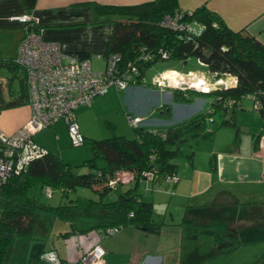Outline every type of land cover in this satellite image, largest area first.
<instances>
[{"label":"crops","instance_id":"obj_1","mask_svg":"<svg viewBox=\"0 0 264 264\" xmlns=\"http://www.w3.org/2000/svg\"><path fill=\"white\" fill-rule=\"evenodd\" d=\"M144 1L148 0H0V55L17 51L27 28L16 16L31 13L39 19L44 39L59 41L66 54L80 59L90 58L94 68L100 64L106 66L111 51L113 21L121 19L122 15L99 12L96 4L130 5ZM186 1L180 0L181 8L194 9L206 3L230 27L244 29L264 43V0ZM189 58L186 59L187 64ZM173 64L162 71H199L178 67L177 64H184L182 60H173ZM200 71L207 83L212 81V87L217 79H221L218 86L238 80L229 72H223L216 78V73L221 71L209 70L214 74V79H211ZM156 74L150 82L146 76L142 82L132 83L126 89L112 85L91 104L79 105L76 113L85 136H101L100 124L103 121L116 126L112 135L118 132L133 136L129 114L143 116L145 125L150 127H164L165 120H170L180 105L193 103V100L173 96L175 88L171 86L161 88L154 84ZM186 92L193 98L201 94L194 89ZM201 101L198 113L211 105L210 101ZM30 114L31 106L27 103L1 109L0 131L13 133L25 124ZM233 117V123L224 121ZM209 121L216 122L215 118ZM237 124H245L244 130ZM217 125L223 126L217 131H214L216 125L208 127L209 132L216 133V136H211L212 142L205 147L206 154L201 163L196 160V154H188L189 160L179 167L177 182L162 181L156 187H152L148 180L145 182L148 190L143 196L153 201L155 220L164 222L159 232L129 224L113 235H103V227L97 225V219L87 217L78 220L74 226L70 222L68 229L55 234L51 243H36V264H55L46 257L48 260L43 259L42 255L36 256L39 252L52 250L64 260L74 262L95 244L105 248V264H261L257 260L264 252V119L257 110L246 108L242 101L232 117H223L222 123ZM49 127L33 136L41 147L58 153L66 162L78 165L92 155H89L88 148L68 151L70 136L63 119ZM104 136L109 137V134ZM118 176L124 178L117 184L127 183L121 194L129 184H134L133 173L122 170ZM61 202L64 201L60 199ZM187 211L206 220H226L238 232L241 244L229 252L216 253L215 230L201 224L184 223ZM73 227L75 231L68 236L63 235Z\"/></svg>","mask_w":264,"mask_h":264},{"label":"trees","instance_id":"obj_2","mask_svg":"<svg viewBox=\"0 0 264 264\" xmlns=\"http://www.w3.org/2000/svg\"><path fill=\"white\" fill-rule=\"evenodd\" d=\"M96 7L99 12L122 15L121 19L113 21V38L108 56L118 55V76L127 72L129 63L137 64V80L142 82L147 69L159 60L184 61L195 56L208 60L207 66L212 72L235 74L238 77L237 83L229 87L199 91L213 95L210 107L173 124L164 127L136 126L133 127V136L113 134L105 138H90L93 153L82 164L77 165L88 167L86 171H76L58 153L47 150L41 156L31 159L19 173L11 172L6 180L0 178V264L8 258L16 236L31 235L36 230L38 208L53 212L73 226L80 217L97 219V225L103 227V232L111 226H120L121 229L129 224L159 232L164 222L155 220L153 201L144 198L140 191L142 179L150 180L152 187L159 186L162 181L177 182L179 164L174 159L178 156L181 145L188 135L198 134L200 129L206 127L208 118H212L211 114L217 108L234 112L242 105L243 98L252 95L254 101H259L260 104L255 109L264 119V43L255 35L244 29H233L206 3L194 9L181 8L180 0H148L130 5L98 3ZM176 10L183 12V21L198 20L203 24L202 30L194 33L163 24L164 17ZM162 50L167 52V57ZM1 64L13 69V78H19V86L14 88L9 79L8 99L0 88V110L25 104L26 69L16 62V58H0ZM188 90L192 89L175 88L174 95L177 99L181 96L182 100L191 101L193 97L186 94ZM234 119L224 121L233 123ZM122 170L133 173L134 184L117 198L105 200L104 196L121 181L112 185L110 180L118 177ZM147 172L153 174L152 178L147 177ZM169 177L171 181L168 180ZM37 184L50 186L52 190L60 189L64 196L79 186H89L97 191L99 197H89L83 206L76 199L54 205L29 195V187ZM183 221L213 228L216 253L229 252L241 244L238 232L226 220H206L187 211ZM73 231L74 227L63 232V235L68 236ZM48 252H39L36 256L46 257ZM59 258L62 264H72ZM257 262L264 264V253Z\"/></svg>","mask_w":264,"mask_h":264},{"label":"built area","instance_id":"obj_3","mask_svg":"<svg viewBox=\"0 0 264 264\" xmlns=\"http://www.w3.org/2000/svg\"><path fill=\"white\" fill-rule=\"evenodd\" d=\"M183 17V12L176 10L175 13L166 15L162 23L194 33L202 30L203 24L198 20L183 21ZM16 18L27 28L20 42L16 62L27 72V102L31 106V114L25 124L13 133L0 131V178L3 180H6L13 171L19 173L31 159L47 151L35 142L34 134L63 119L67 124L72 144H84L87 137L81 130L76 108L80 104H91L96 96L106 93L112 85L126 89L132 83L139 82L136 76L139 72L137 64L129 63L127 72L118 76L116 71L118 55L113 54L108 58L105 69L97 70L90 58L80 59L66 54L59 41L44 39L38 25L39 19L33 14L25 13ZM162 52L167 57V52L163 50ZM166 71L156 74L153 79L154 84L161 88L171 86L182 90L209 91L237 83L218 86L221 79H217L212 87L203 76V79L197 80L201 77V71L179 72L171 69L168 78ZM204 84H207V87H199ZM248 97L254 99L252 95ZM259 104V101H254V107H258ZM128 121L132 127L145 125L146 122L145 118L138 114H129ZM146 175L148 178L153 176L151 172H147ZM123 178L118 176L111 179L110 183L113 185ZM168 180L172 179L169 177ZM46 193L48 195L53 193L50 186H46ZM119 229L120 226H111L104 230L103 234L113 235ZM105 253L106 250L101 244H95L83 252L77 263L72 264H105ZM46 258L56 264H62L55 252L46 253Z\"/></svg>","mask_w":264,"mask_h":264},{"label":"rangeland","instance_id":"obj_4","mask_svg":"<svg viewBox=\"0 0 264 264\" xmlns=\"http://www.w3.org/2000/svg\"><path fill=\"white\" fill-rule=\"evenodd\" d=\"M195 1L196 0H192V1L187 0L186 2L187 3H190V2L195 3ZM19 46H20V44L18 45L17 51L13 52V54H11V52H9L10 54H8V55H0V58L2 60L16 58L18 55V52H19ZM11 48H13V47H11ZM169 65H174L173 60H171V59L159 60V61L153 63L147 69L145 77L147 76V79L150 82L152 79V76L155 73H160L163 69H165ZM177 66L178 67L180 66L185 70H187V69H195V70H199V71L202 70L205 72L206 75L209 76V78L214 79V77H213L214 74L209 72L208 66L206 64H204L203 62H201L200 60L197 61V58L195 56H191L189 58L187 65L177 64ZM105 67L106 66H103V64H100V66L95 65V68L97 70H104ZM14 75H15V72L13 71V69H10L7 65H4V64L0 65V81H3V83H4L2 93L5 95L6 98L9 97V87H10V85L8 83L9 79L12 80L14 88H18V86H19V78L18 77L13 78ZM210 82H212V81H210ZM202 86H205V84ZM173 93H174V91H173ZM98 96H100V95H98ZM173 96H174V94H173ZM212 97H213V95L204 94V93L196 95L193 98L192 104L189 103V105H187V104L180 105L177 109L176 114H174L170 120H165L164 125L167 126V125L173 124L175 122H178L184 118H188L190 116L195 115L196 113H198L197 111L201 107V103H202L201 100H205V102H209L211 99H213ZM242 101H243V104L246 108H249L251 111L256 112V109L254 108V105H253L254 100L252 98L247 96L246 98H243ZM142 102H144V103L146 102V96L143 98ZM147 102H148V99H147ZM26 103L28 104V102H26ZM82 105H89V104H80V106H82ZM201 111H204V110H201ZM232 115H233L232 110H229L227 112L223 109L217 108L216 111L211 114L212 118H215V120H216L215 123L213 121L207 120L206 127H204L203 129H200L198 134L188 135L187 140L181 145L180 152H179L178 156L174 159L179 164V167H181L182 163H184L186 160H189L190 157L188 156V154H192V155L196 154V156H197L196 160L198 161V163H201V160H203V156L206 154L205 147L208 146V144H210L212 142L211 136H213V135H214V137L216 136V133L214 134L213 132H209L208 129L214 128V126L216 125L217 127L214 128V131H217L219 127L223 126V125L219 126V125H217V123L218 122L222 123L223 117L228 116L230 118V117H232ZM210 118L211 117H209L208 119H210ZM100 125H101V128L103 130V131L100 130V133H103V134H101V136H96V137H98V138L108 137V136H104V135H108V134H109V136H112V130H113V128L116 127L115 125H110L106 121L101 122ZM244 126H245V124L238 125V127L241 130H244L243 129ZM50 128L51 127H46L44 129H42L41 132H43L47 129H50ZM117 133L118 132H116L115 134H117ZM221 134L222 133H220V135ZM92 138H94V137H92ZM69 144H70V146L68 148L69 152L79 151L83 148H88L90 151L89 155H91L93 153L92 148H91L90 138H88L87 141L81 145H73L71 142V139H70ZM86 157L87 156H85V158ZM70 164L74 167V169L76 171L81 172V171L88 170V167H86V166H77L78 164L74 163V162H72ZM147 180L148 179H142L141 184H140V191L143 194H145V192H147V190H148L146 188V186L144 185L145 182H147ZM148 181L151 182L150 180H148ZM124 184L125 185H122V184L116 185L115 184L110 189L109 193L104 196L105 200L117 198L120 195L121 190L125 189V186H127V183H124ZM131 185H133V182L131 184H129V186H131ZM151 186H152V184H151ZM149 189H151V187ZM52 191H53V193L51 195H48L46 193V187H43V186L37 184V185L30 186L28 192H29L30 196H35L40 201L50 203V204H54V205L59 204L60 199H62L63 201H70L71 199H76L77 202L81 206H83V205H86L89 197H94V198L99 197V194H97V191L93 187H89V186H79L76 190L68 192L67 196H64L60 189L53 188ZM36 213H37V218H38V225H37L36 230L31 235L25 234V235L16 236L13 240L10 254H9L8 258L2 264H36L37 260H36L35 255H34L35 244L38 242H40L42 244H44V243L48 244L49 242L51 243L53 236L55 234L59 233V231H64V230L68 229L70 222L60 219L53 212H49V211H46L44 209L38 208ZM86 218L87 217H80L78 220L80 221L81 219H86ZM78 220H76V222H78ZM262 249L264 251V248H262ZM45 252H48V251H45ZM44 256L45 255H43L42 258L46 259ZM46 260H48V259H46Z\"/></svg>","mask_w":264,"mask_h":264},{"label":"water","instance_id":"obj_5","mask_svg":"<svg viewBox=\"0 0 264 264\" xmlns=\"http://www.w3.org/2000/svg\"><path fill=\"white\" fill-rule=\"evenodd\" d=\"M200 61H202L204 64H209V61L206 59L201 58ZM184 64H187V60H184ZM222 75H223L222 72H217L215 76H216V78H219ZM3 87H4V83H3V81H0V88L3 89Z\"/></svg>","mask_w":264,"mask_h":264},{"label":"bare ground","instance_id":"obj_6","mask_svg":"<svg viewBox=\"0 0 264 264\" xmlns=\"http://www.w3.org/2000/svg\"><path fill=\"white\" fill-rule=\"evenodd\" d=\"M166 73H167V75H166V78H168V74H170V71L168 70V71H166ZM200 79H203L202 77H199L197 80H200ZM225 81V80H224ZM220 82V81H219ZM222 82V81H221ZM209 84H210V82H209ZM202 85H199V87H201ZM204 87H207V84H205V86Z\"/></svg>","mask_w":264,"mask_h":264},{"label":"clouds","instance_id":"obj_7","mask_svg":"<svg viewBox=\"0 0 264 264\" xmlns=\"http://www.w3.org/2000/svg\"><path fill=\"white\" fill-rule=\"evenodd\" d=\"M198 91H201V90H198Z\"/></svg>","mask_w":264,"mask_h":264}]
</instances>
